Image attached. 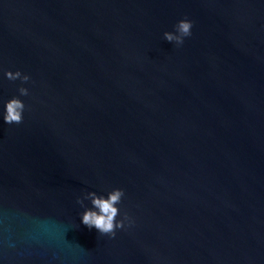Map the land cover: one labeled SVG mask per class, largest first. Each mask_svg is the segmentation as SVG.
Returning a JSON list of instances; mask_svg holds the SVG:
<instances>
[{
    "label": "water",
    "instance_id": "95a60500",
    "mask_svg": "<svg viewBox=\"0 0 264 264\" xmlns=\"http://www.w3.org/2000/svg\"><path fill=\"white\" fill-rule=\"evenodd\" d=\"M0 264H264V0H0Z\"/></svg>",
    "mask_w": 264,
    "mask_h": 264
},
{
    "label": "clouds",
    "instance_id": "9594fccd",
    "mask_svg": "<svg viewBox=\"0 0 264 264\" xmlns=\"http://www.w3.org/2000/svg\"><path fill=\"white\" fill-rule=\"evenodd\" d=\"M193 22L188 19L180 20L175 25V32H165L164 37L167 42H175L177 46L183 45L186 37L192 35ZM6 78L11 81L21 80L22 83H27L31 77L17 70L7 71ZM21 96L29 95V90L25 87L18 89ZM25 103L18 97L10 99L6 103V112L4 120L7 124H20L23 122V113L25 111ZM125 192L123 189L117 188L108 192L107 197L98 195L96 192H89L82 199H78V203L84 206V199L91 202L92 207L86 208L82 213V222L89 229L95 228L100 235L115 238L117 229H124L126 222L132 223L131 217L125 211L122 219H117L121 216V209L118 207L123 201Z\"/></svg>",
    "mask_w": 264,
    "mask_h": 264
}]
</instances>
